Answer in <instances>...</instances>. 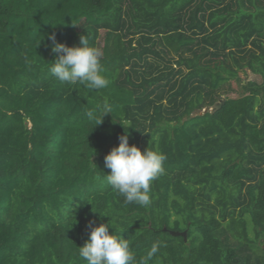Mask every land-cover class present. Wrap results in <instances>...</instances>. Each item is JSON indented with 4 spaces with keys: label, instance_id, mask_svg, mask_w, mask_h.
Masks as SVG:
<instances>
[{
    "label": "trees",
    "instance_id": "1",
    "mask_svg": "<svg viewBox=\"0 0 264 264\" xmlns=\"http://www.w3.org/2000/svg\"><path fill=\"white\" fill-rule=\"evenodd\" d=\"M53 33L109 86L56 80ZM125 135L167 155L148 207L105 179ZM101 223L151 264H264V0H0V264H86Z\"/></svg>",
    "mask_w": 264,
    "mask_h": 264
},
{
    "label": "clouds",
    "instance_id": "2",
    "mask_svg": "<svg viewBox=\"0 0 264 264\" xmlns=\"http://www.w3.org/2000/svg\"><path fill=\"white\" fill-rule=\"evenodd\" d=\"M49 40L52 41L51 51L56 54L49 72L61 84L79 85L92 91L109 86L111 81L102 63L103 52L91 46L85 35L80 37L82 46L68 47L57 43L54 33L49 35ZM108 113H112V106L105 100L86 115L97 126ZM119 139V146L114 147L104 158L105 167L110 169V174L105 177L106 182L124 198L126 204L136 203L148 207L152 202L150 192L153 182L166 173L164 165L167 155L149 148L141 151L135 145H129L126 135ZM98 213L101 217H110ZM110 225L113 227L111 219ZM163 246L159 242L153 243L145 255L137 258L126 239L110 234L109 224L101 223L98 227H92L85 244L78 247V256L86 264H151L154 259H159L158 253Z\"/></svg>",
    "mask_w": 264,
    "mask_h": 264
},
{
    "label": "rangeland",
    "instance_id": "3",
    "mask_svg": "<svg viewBox=\"0 0 264 264\" xmlns=\"http://www.w3.org/2000/svg\"><path fill=\"white\" fill-rule=\"evenodd\" d=\"M239 77H241L243 80V82H246V81H253V82H255V83H260L261 82V76L259 77L258 76V74H257V72H252V71H250V70H247L246 72H242V71H240L239 72ZM231 85L233 86V87H236V83H231ZM237 94H230V96H236ZM223 101V99L222 98H220L218 101H217V103L216 104H220L221 102ZM210 110H211V108H209ZM252 227V226H251ZM249 228V231H250V235L252 236V235H254V231H253V229L252 228ZM263 240H264V233H263V235H262V237H261ZM261 239V240H262ZM261 240H260V242H261Z\"/></svg>",
    "mask_w": 264,
    "mask_h": 264
},
{
    "label": "water",
    "instance_id": "4",
    "mask_svg": "<svg viewBox=\"0 0 264 264\" xmlns=\"http://www.w3.org/2000/svg\"><path fill=\"white\" fill-rule=\"evenodd\" d=\"M211 110H213V108H211ZM205 111H206V109H203V110H202V112H205ZM170 233H171L172 235H174V236H178V235H180V236L183 237L184 240L186 239V233H185V231H182V232H174V231H170Z\"/></svg>",
    "mask_w": 264,
    "mask_h": 264
}]
</instances>
